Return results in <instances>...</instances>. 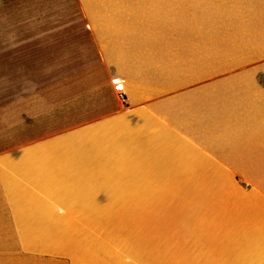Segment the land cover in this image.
Here are the masks:
<instances>
[{
    "label": "rangeland",
    "instance_id": "rangeland-1",
    "mask_svg": "<svg viewBox=\"0 0 264 264\" xmlns=\"http://www.w3.org/2000/svg\"><path fill=\"white\" fill-rule=\"evenodd\" d=\"M111 6L90 28L81 0H0V157L90 164L66 221L17 231L59 244L0 254L264 264V0Z\"/></svg>",
    "mask_w": 264,
    "mask_h": 264
},
{
    "label": "crops",
    "instance_id": "crops-1",
    "mask_svg": "<svg viewBox=\"0 0 264 264\" xmlns=\"http://www.w3.org/2000/svg\"><path fill=\"white\" fill-rule=\"evenodd\" d=\"M143 1L153 3L158 0H81V3L84 6L86 21L90 24V28H93L94 22L98 23V21L111 18L112 4H138ZM106 65L112 67L111 63H106ZM109 123L111 126L114 124L113 121ZM100 126L103 127V124ZM82 148L83 146H80V149ZM49 149L50 145L48 144L38 145L29 149L31 151L26 153L28 156H24V158L0 157V243L4 239L11 238L12 240L13 237L12 244L15 245L20 244L21 239L23 240L21 244L31 246L58 245L59 241L48 238L17 237V231L21 229L28 233V230L58 228L59 223L66 221L67 213H73L71 209L79 207L78 194L76 195V192L73 195L67 194L65 186L66 183L79 180V178L72 177L75 174L89 178L90 171H88L87 165L90 164L88 162H86L87 164L81 163L80 159L76 160L77 164L74 162L66 164L51 157L37 155V153ZM78 166L87 168L80 170ZM12 231L16 232L13 234ZM16 238L18 242L15 240ZM8 243L11 244L9 240ZM104 252L103 254L88 251L48 253L51 256L49 259L44 257L46 253L38 252L0 254V264H67L61 260H54V257L66 258L68 264L146 263L144 258L132 259L116 247H107Z\"/></svg>",
    "mask_w": 264,
    "mask_h": 264
},
{
    "label": "built area",
    "instance_id": "built-area-1",
    "mask_svg": "<svg viewBox=\"0 0 264 264\" xmlns=\"http://www.w3.org/2000/svg\"><path fill=\"white\" fill-rule=\"evenodd\" d=\"M114 90L117 93V95H119V97L124 98L125 95L122 91L120 82L114 83Z\"/></svg>",
    "mask_w": 264,
    "mask_h": 264
},
{
    "label": "bare ground",
    "instance_id": "bare-ground-1",
    "mask_svg": "<svg viewBox=\"0 0 264 264\" xmlns=\"http://www.w3.org/2000/svg\"><path fill=\"white\" fill-rule=\"evenodd\" d=\"M41 38V37H40ZM31 42V41H30ZM120 81V80H119ZM121 83V88H122V91H123V93H124V95H125V90H124V86H123V84H122V82H120Z\"/></svg>",
    "mask_w": 264,
    "mask_h": 264
}]
</instances>
